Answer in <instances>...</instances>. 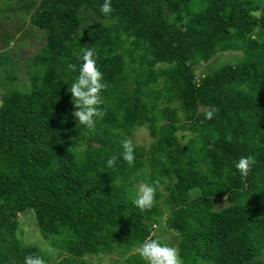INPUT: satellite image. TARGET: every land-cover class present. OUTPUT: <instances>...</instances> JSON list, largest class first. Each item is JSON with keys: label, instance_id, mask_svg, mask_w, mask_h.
Segmentation results:
<instances>
[{"label": "trees", "instance_id": "1", "mask_svg": "<svg viewBox=\"0 0 264 264\" xmlns=\"http://www.w3.org/2000/svg\"><path fill=\"white\" fill-rule=\"evenodd\" d=\"M110 2L109 13L104 0L6 8L46 37L27 59L29 86L0 100V264L28 255L86 264L115 250L124 264H145L136 249L148 236L175 246L182 264H264V0ZM84 48L105 84L92 129L76 124L68 90ZM228 50L242 56L197 75ZM14 62L0 50V68ZM138 126L154 138L148 147L133 142ZM179 130L193 136L183 143ZM123 140L134 146L131 165ZM249 155L245 176L235 162ZM138 182L154 185L158 207L135 206ZM29 209L58 260L19 240L18 214ZM161 221L170 237L152 233Z\"/></svg>", "mask_w": 264, "mask_h": 264}, {"label": "rangeland", "instance_id": "2", "mask_svg": "<svg viewBox=\"0 0 264 264\" xmlns=\"http://www.w3.org/2000/svg\"><path fill=\"white\" fill-rule=\"evenodd\" d=\"M17 1L0 0V50L8 49L15 57L13 67L0 68V100L2 94L11 87L24 90L29 86L27 59L39 52L40 48L45 44V34L41 29L32 25L29 15L21 16L22 13L19 11L16 12L6 9L11 6L13 7ZM90 20L91 16H86L84 25H87ZM8 34L12 35L11 39L6 37ZM241 56V50L219 52L209 61L201 62L196 73L199 76L214 69L219 64L235 62ZM6 69L12 70L11 74L14 78H6V74L8 73ZM177 135L184 143L188 142L189 138L193 136V133L179 130L177 131ZM182 135H184L183 138ZM132 139L135 144L148 147L154 138L151 137L146 126H138L133 133ZM153 203L158 207L155 201ZM152 233L160 234V236L164 237H170L172 234L163 221L160 224L154 225ZM16 234L21 242L38 245L43 251L52 255V259L58 260L62 257L59 255L60 251L52 247L50 242L41 235L36 226L34 212L30 209L18 214V230ZM126 256V253L122 256L115 250L100 255L88 256L85 259L86 264H124Z\"/></svg>", "mask_w": 264, "mask_h": 264}, {"label": "clouds", "instance_id": "3", "mask_svg": "<svg viewBox=\"0 0 264 264\" xmlns=\"http://www.w3.org/2000/svg\"><path fill=\"white\" fill-rule=\"evenodd\" d=\"M100 10L103 13L111 12L110 0H104ZM79 59L81 63L78 74L68 89L74 105L72 115L76 119V124L79 123L88 129H92L95 126V117L102 113V109L98 106L102 103L101 91L105 87L102 79L103 73L96 66L95 53L92 48L82 49ZM214 112L215 109L207 111L206 118L211 119ZM121 143L123 151L120 156L131 165L134 160V146L131 140H123ZM117 159L118 157L115 155L110 157L107 160V165L109 167L114 166ZM254 162L253 156H242L235 162V167L242 175L246 176ZM155 191L154 185L138 182L135 186L136 194L133 203L141 210L150 208ZM136 250L145 264H182L178 250L163 242V238L148 236L137 246ZM24 264H45V261L39 256L28 255L25 257Z\"/></svg>", "mask_w": 264, "mask_h": 264}]
</instances>
